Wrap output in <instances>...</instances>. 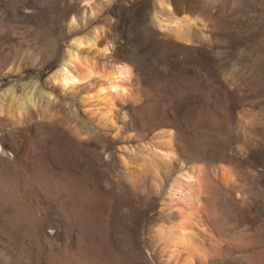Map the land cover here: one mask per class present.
<instances>
[{
    "label": "rangeland",
    "instance_id": "obj_1",
    "mask_svg": "<svg viewBox=\"0 0 264 264\" xmlns=\"http://www.w3.org/2000/svg\"><path fill=\"white\" fill-rule=\"evenodd\" d=\"M0 264H264V0H0Z\"/></svg>",
    "mask_w": 264,
    "mask_h": 264
}]
</instances>
